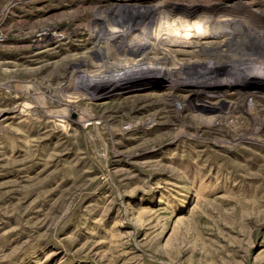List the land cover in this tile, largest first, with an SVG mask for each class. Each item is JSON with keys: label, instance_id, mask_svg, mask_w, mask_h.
Listing matches in <instances>:
<instances>
[{"label": "rangeland", "instance_id": "1", "mask_svg": "<svg viewBox=\"0 0 264 264\" xmlns=\"http://www.w3.org/2000/svg\"><path fill=\"white\" fill-rule=\"evenodd\" d=\"M158 1L0 0V264H264V76L205 93L146 71L58 96L99 6Z\"/></svg>", "mask_w": 264, "mask_h": 264}, {"label": "bare ground", "instance_id": "2", "mask_svg": "<svg viewBox=\"0 0 264 264\" xmlns=\"http://www.w3.org/2000/svg\"><path fill=\"white\" fill-rule=\"evenodd\" d=\"M251 6L241 0L181 9L167 0L99 6L87 24L92 44L87 60L72 65L75 78L58 87V96L69 105L84 85L90 92L101 81H119L111 84L118 87L146 71L169 73L172 88L180 80L190 81L205 93H216L218 86L211 81L231 74L263 77L264 15H256ZM47 34L58 35L54 28ZM177 54L190 56L176 62ZM192 108L215 115L235 112L231 103L224 109L196 102ZM247 108L251 114L252 109Z\"/></svg>", "mask_w": 264, "mask_h": 264}]
</instances>
